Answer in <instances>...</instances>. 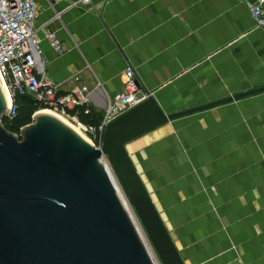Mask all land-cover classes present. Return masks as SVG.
<instances>
[{"label": "crops", "instance_id": "obj_1", "mask_svg": "<svg viewBox=\"0 0 264 264\" xmlns=\"http://www.w3.org/2000/svg\"><path fill=\"white\" fill-rule=\"evenodd\" d=\"M247 1L35 0L40 76L59 93L99 85L108 100L130 66L165 113L262 87L264 30ZM126 150L184 264H264V92L163 124Z\"/></svg>", "mask_w": 264, "mask_h": 264}, {"label": "water", "instance_id": "obj_2", "mask_svg": "<svg viewBox=\"0 0 264 264\" xmlns=\"http://www.w3.org/2000/svg\"><path fill=\"white\" fill-rule=\"evenodd\" d=\"M261 92L264 86L171 113L150 94L106 125L97 148L39 111L17 139L2 125L7 100L0 86V264H153L103 156L160 263L184 264L126 144L174 119Z\"/></svg>", "mask_w": 264, "mask_h": 264}, {"label": "built area", "instance_id": "obj_3", "mask_svg": "<svg viewBox=\"0 0 264 264\" xmlns=\"http://www.w3.org/2000/svg\"><path fill=\"white\" fill-rule=\"evenodd\" d=\"M80 1L85 3L89 0ZM245 4L255 25L264 30V0L247 1ZM35 16V0H0V75L6 83L10 97L6 117L12 118L17 114L14 95H26L79 124L80 129L94 142L93 146L99 148L106 125L144 101L150 93L140 88L130 66L125 69L121 90L108 100L99 92V85L92 89L86 86H75L66 93H59V88L55 83L40 76L43 73L44 65L41 61V50L36 39ZM47 37L53 49L61 53L63 48L55 35L50 33ZM77 105H85L87 109L91 106L101 107L103 108V115L95 125L84 124L77 117L66 113V109L74 108ZM105 158V156L101 157L105 162V169L152 263L161 264Z\"/></svg>", "mask_w": 264, "mask_h": 264}, {"label": "trees", "instance_id": "obj_4", "mask_svg": "<svg viewBox=\"0 0 264 264\" xmlns=\"http://www.w3.org/2000/svg\"><path fill=\"white\" fill-rule=\"evenodd\" d=\"M14 103L17 106V114L12 118L5 117L2 119L3 127L13 134L19 133L22 126L31 122L34 112L39 109H46L45 107H47L34 101L29 96L18 94L14 95ZM88 109L85 105H77L74 108L66 109V113L70 116L77 117L79 121L84 124H97L100 118L93 112L91 108Z\"/></svg>", "mask_w": 264, "mask_h": 264}, {"label": "bare ground", "instance_id": "obj_5", "mask_svg": "<svg viewBox=\"0 0 264 264\" xmlns=\"http://www.w3.org/2000/svg\"><path fill=\"white\" fill-rule=\"evenodd\" d=\"M0 86H1L2 91H3V93H4L5 97H6V100H7V108H8L9 105H10V97H9L8 90L6 88V83H5L4 79L1 77V75H0ZM37 111L44 112V113H49V114H52V115H55V116L59 117L66 124H68L72 129H74L84 140H86L90 144L92 143L91 142V139L80 129L79 124L73 122L72 119H69L68 117L62 115L61 113L55 112V111H53V110H51L49 108L41 109V110L39 109ZM100 162L105 167V162L102 159H100Z\"/></svg>", "mask_w": 264, "mask_h": 264}, {"label": "rangeland", "instance_id": "obj_6", "mask_svg": "<svg viewBox=\"0 0 264 264\" xmlns=\"http://www.w3.org/2000/svg\"><path fill=\"white\" fill-rule=\"evenodd\" d=\"M45 108H48V107H45ZM59 113V112H58ZM63 115V114H62ZM65 116V115H64ZM67 117V116H66ZM78 119V118H77ZM178 119V118H177ZM177 119H174V120H172V121H169V122H173V121H175V120H177ZM79 120V119H78ZM169 122H167V123H169ZM166 124V123H165ZM14 136L17 138V139H21V132L20 133H14ZM135 140V139H134ZM133 141V140H132ZM91 144L93 145V141L91 140ZM131 142V141H130ZM127 145V144H126ZM106 160H107V158H105ZM107 162H108V160H107Z\"/></svg>", "mask_w": 264, "mask_h": 264}]
</instances>
